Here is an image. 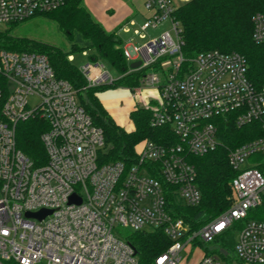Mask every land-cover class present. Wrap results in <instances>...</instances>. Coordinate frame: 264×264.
I'll return each mask as SVG.
<instances>
[{
  "label": "built area",
  "instance_id": "obj_1",
  "mask_svg": "<svg viewBox=\"0 0 264 264\" xmlns=\"http://www.w3.org/2000/svg\"><path fill=\"white\" fill-rule=\"evenodd\" d=\"M64 3L0 0V26L43 16ZM176 6L175 0H147L148 15L133 32L145 41L123 47V53L129 71L163 58L158 71L142 77L139 88L156 90L150 123L169 125L178 141L163 145L142 139L128 167L120 161L98 163L105 148L103 131L93 124L72 85L56 77L45 54L0 50V73L8 88L0 120V264H138L133 246L114 233L116 226L163 231L171 244L153 264H180L200 248L196 264H229L204 246L262 202L264 175L257 165L264 159V88L251 84L246 62L236 51H202L189 60V67L181 66L185 58ZM251 23L253 41L264 43V13L255 12ZM164 24L155 36L147 32ZM137 60L141 64L131 68ZM79 70L88 87L115 79L100 60L88 59ZM30 96L39 99L34 107ZM35 113L49 123L41 135L47 162L38 167L16 146L15 132L18 121ZM217 116L231 118L237 126L261 122L263 134L228 149V163L237 173L232 203L189 231L172 214L166 194L177 204L200 202L187 154L202 155L220 144ZM71 194L80 201L70 202ZM41 209L49 210L41 219L26 216ZM234 253L241 264H264V221L249 220L236 232Z\"/></svg>",
  "mask_w": 264,
  "mask_h": 264
},
{
  "label": "trees",
  "instance_id": "obj_2",
  "mask_svg": "<svg viewBox=\"0 0 264 264\" xmlns=\"http://www.w3.org/2000/svg\"><path fill=\"white\" fill-rule=\"evenodd\" d=\"M255 12L264 13V0H187L178 4L174 16L181 24V52L185 58L181 66L189 67V60L202 51H236L246 62V75L251 84L257 90L264 88V43H256L252 39L251 16ZM43 15L55 21L66 34L71 42L69 49L16 35L12 31L13 26L20 22H12L0 27V50L32 51L47 56L56 77L65 79L72 85L79 103L93 124L103 131L105 148L98 154L99 164L120 161L128 167L136 160L135 146L142 139H151L163 145L178 141L169 125H151L149 106H137L129 112L134 129L126 131L115 122L96 95L105 88L115 86H124L131 90L139 88L142 77L147 72L158 70L159 62L163 58L155 64L129 71L122 40L94 20L82 0H65L61 7ZM81 49H91L93 54L88 56L90 61L108 62L120 72V77L109 84L88 87L79 67L69 58L73 51ZM0 91L1 120V106L8 92L6 80L1 73ZM214 120L218 125L217 136L220 144L202 155L187 154V160L196 171V183L201 193L200 202L194 206L177 204L170 192L166 194L172 214L181 217L189 231H194L212 220L232 203L231 183L237 173L228 163V149L263 134L261 122L258 121L237 126L231 118L217 116ZM48 129L49 123L41 113H35L16 123V146L32 160L35 167L47 162L41 135ZM257 167L264 175V159H259ZM252 219L264 221V195L262 202L250 208L244 219L233 221L210 244L205 245L204 249L229 264H241L234 253L235 233ZM125 240L133 246L138 264H153L157 255L171 244V240L160 228L130 230L125 235ZM6 263L19 264L12 260Z\"/></svg>",
  "mask_w": 264,
  "mask_h": 264
},
{
  "label": "crops",
  "instance_id": "obj_3",
  "mask_svg": "<svg viewBox=\"0 0 264 264\" xmlns=\"http://www.w3.org/2000/svg\"><path fill=\"white\" fill-rule=\"evenodd\" d=\"M146 1L82 0L94 20L100 23L106 31L114 32L120 37L123 47L133 46L139 38L133 32L141 26L148 15L145 8ZM165 26L166 24L155 29H148L147 32L155 36ZM96 95L115 122L126 131H132L134 124L129 117V112L137 106L147 105L152 98L157 96V92L151 86L134 90L124 86H115L105 88Z\"/></svg>",
  "mask_w": 264,
  "mask_h": 264
},
{
  "label": "rangeland",
  "instance_id": "obj_4",
  "mask_svg": "<svg viewBox=\"0 0 264 264\" xmlns=\"http://www.w3.org/2000/svg\"><path fill=\"white\" fill-rule=\"evenodd\" d=\"M183 0H175V3L178 5ZM1 28L5 26H0ZM13 33L20 36H27L33 39H37L49 44H53L59 47H62L64 49H69L71 42L66 36V34L59 29L57 23L50 20L48 16H36L32 19L20 22L19 24L13 26ZM145 40L141 39L140 37L137 38V40L133 43V46H139L141 43H143ZM93 54L91 49H81L77 51H73L70 55L71 62L79 67L84 62H86L89 58L88 56ZM102 63L105 65L106 70L110 75H112L114 78L120 77V72L115 69L111 64L108 62L102 60ZM152 71H158V70H152ZM86 102H88V98L85 97ZM30 106L34 107L36 104L39 103V99L35 96H30L28 98ZM147 105L149 108L153 106V101L148 102ZM130 231L129 228L124 226H116L114 228V233L125 237V235ZM236 235V233H235ZM201 255V248L196 249L192 252V254L187 257L186 260H184L180 264H195L198 260V258Z\"/></svg>",
  "mask_w": 264,
  "mask_h": 264
},
{
  "label": "water",
  "instance_id": "obj_5",
  "mask_svg": "<svg viewBox=\"0 0 264 264\" xmlns=\"http://www.w3.org/2000/svg\"><path fill=\"white\" fill-rule=\"evenodd\" d=\"M183 1H187V0H183ZM140 64H141V61H140V60H137V61L131 62V63H130V67H131V68H136V67H138ZM69 201H70V202H72V201H77V202H79L80 199H79L75 194H71V196H70V198H69ZM47 213H49V210L41 209V210L36 211V212H26V216H29V217H37L38 219H41V218L44 217Z\"/></svg>",
  "mask_w": 264,
  "mask_h": 264
}]
</instances>
